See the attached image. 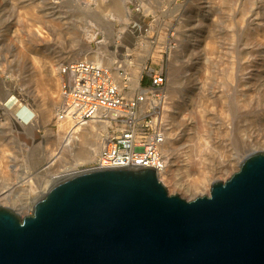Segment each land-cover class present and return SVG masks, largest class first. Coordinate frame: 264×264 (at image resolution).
<instances>
[{
    "label": "water",
    "instance_id": "95a60500",
    "mask_svg": "<svg viewBox=\"0 0 264 264\" xmlns=\"http://www.w3.org/2000/svg\"><path fill=\"white\" fill-rule=\"evenodd\" d=\"M0 264H264V152L192 201L152 167L69 176L25 218L0 206Z\"/></svg>",
    "mask_w": 264,
    "mask_h": 264
},
{
    "label": "rangeland",
    "instance_id": "374dc122",
    "mask_svg": "<svg viewBox=\"0 0 264 264\" xmlns=\"http://www.w3.org/2000/svg\"><path fill=\"white\" fill-rule=\"evenodd\" d=\"M76 1L0 0V159L2 147L9 146L6 161L13 177L10 184L15 186L21 199H27L26 191L31 184L37 186L45 177L57 175L55 173L61 164L58 161V111H55L51 123L47 124L31 77L38 59L54 62L56 69L79 62L77 59L87 50L86 29L93 23L98 32V41L92 43V49L118 62L132 79L135 67L143 71L153 68L167 72L168 101L171 92L178 93V98L172 101L174 112L182 110L184 117L197 122L196 103L202 92L198 88L202 77L203 40H216L217 54L224 55L228 65L232 59L240 61V44L248 30L235 27L230 31L234 35L232 42L220 39L222 33L229 32L225 23L228 14L212 0H131L130 6L134 12L132 22L119 37L121 27L111 30L107 21L81 9ZM225 1L231 5L240 1L247 11H250L252 2L264 6V0ZM29 6H34L40 16L38 20L26 13ZM261 13L264 15L263 11ZM231 14L234 17L237 13ZM30 25L40 27L46 36L28 33ZM217 61L212 58L210 64L215 65ZM181 79L189 83L177 87L175 83ZM148 84L145 74L142 86L147 87ZM218 86L227 95L226 106L234 115L226 144L230 152L236 153L242 142L235 119L243 108L235 105L236 89L230 90L224 83ZM215 88L216 83L211 76L207 93L212 99ZM11 101L13 106H9ZM19 107L32 113L31 120L23 126L13 116ZM215 123L219 124L220 120L215 118ZM183 129L178 127L177 131ZM242 153L240 156H244ZM86 168L87 165H84L80 169ZM235 172L237 170L232 175ZM232 175H223L218 181L225 182ZM166 188L170 195H179L187 201L196 199V192L176 193L170 187ZM211 188L204 191V196H210ZM0 189L3 186L0 185ZM10 208L22 218L28 216L25 209L18 211Z\"/></svg>",
    "mask_w": 264,
    "mask_h": 264
},
{
    "label": "bare ground",
    "instance_id": "6f19581e",
    "mask_svg": "<svg viewBox=\"0 0 264 264\" xmlns=\"http://www.w3.org/2000/svg\"><path fill=\"white\" fill-rule=\"evenodd\" d=\"M212 1L228 14L225 23L229 32L222 33L220 39L232 42L234 35L230 31L233 28L248 29L243 34L240 44L242 48L240 61L232 59L227 65L224 55L217 54V41L203 40L202 77L201 86L198 88L202 92L196 103L198 121L184 117L182 110L174 112L172 101L178 98V93L171 92L170 101L165 103L162 114L165 126L169 127L166 143L163 146L164 161L162 157L163 164L157 170L158 178L165 186L176 193L196 192L195 198L203 197L204 191L209 190L221 176L232 175L236 170L238 172L247 157L264 152V15L261 13L264 12V6L252 2L250 11H247L240 1L234 5L225 0H219L218 3L217 0ZM76 3L81 9L93 12L102 21H107L111 30L121 27L118 32L119 37L132 22L134 12L130 6L131 0H77ZM231 12L237 13L236 16L233 17ZM26 13L35 20L40 18L34 6H29ZM28 33L38 37L46 36V33L36 25H30ZM85 41L87 50L77 60L106 66L118 75L116 72L118 69H114L118 62L104 57L102 53L91 47L92 43L98 41V32L95 31L93 23L86 29ZM212 58L218 60L215 65L210 64ZM37 64L33 67L31 77L46 123L50 124L55 111H58L63 104L61 75L63 66L56 69L54 62L43 59H38ZM133 69L134 78L131 86L132 89H139L143 69L136 67ZM211 76L216 83L213 99L207 93ZM188 83L187 80L181 79L175 84L178 87L186 86ZM222 83L230 90L236 89L235 105L243 108L235 119L238 137L242 142L241 148L238 149L241 151L236 150V153L230 152L226 144L234 115L226 106L227 95L219 90L218 85ZM12 104L14 105L13 101L9 102V106ZM184 108L185 106L182 107ZM13 116L23 126L31 120L32 113L26 108L19 107ZM215 118L220 120L219 124H214ZM57 123L58 161H61L55 173L57 175L45 177L37 186L31 184L26 191L27 199H21L17 195L15 186L10 184L13 177L8 171L6 161L10 147H2L0 185L3 189H0V206L13 207L18 211L25 209L27 215H31L34 206L51 186L84 171L85 169H80L82 166L87 165L90 168L97 163L110 134V124L90 122L85 125H75L69 120L57 121ZM178 127L184 129L178 132ZM240 152H243L244 156H240Z\"/></svg>",
    "mask_w": 264,
    "mask_h": 264
},
{
    "label": "built area",
    "instance_id": "2783aa9c",
    "mask_svg": "<svg viewBox=\"0 0 264 264\" xmlns=\"http://www.w3.org/2000/svg\"><path fill=\"white\" fill-rule=\"evenodd\" d=\"M114 69L92 62L68 63L62 68L63 104L57 121L75 125L110 124V134L100 158L85 169L152 167L163 162L166 127L162 114L168 101V73L145 68L139 89L123 66ZM146 74L148 86H142ZM121 81V82H120ZM164 161V157H163Z\"/></svg>",
    "mask_w": 264,
    "mask_h": 264
}]
</instances>
